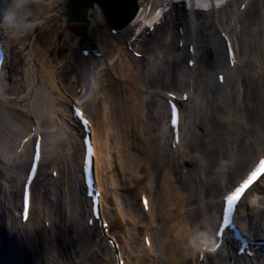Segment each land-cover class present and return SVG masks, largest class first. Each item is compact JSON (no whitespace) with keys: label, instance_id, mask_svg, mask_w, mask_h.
<instances>
[{"label":"bare ground","instance_id":"obj_1","mask_svg":"<svg viewBox=\"0 0 264 264\" xmlns=\"http://www.w3.org/2000/svg\"><path fill=\"white\" fill-rule=\"evenodd\" d=\"M55 1L51 0V4L53 5ZM60 1L66 10L63 16L59 15L58 11L60 25H62L70 18L73 19L77 9L75 5H68L64 0ZM150 1H137L140 9L136 18L122 27V32L128 31L127 35L119 34L116 39H113L108 34L109 37L106 38V33L103 31L102 35L108 40L107 44L99 37L94 38L93 41L102 55L110 60V71L103 69V58L98 59L92 56L85 58L79 55L82 62L80 66H72L73 63L65 64L61 70L62 73L56 74L52 62L58 57V50L43 46L36 35L42 28L49 27L50 21L51 23L58 21L57 16L46 21L47 23L44 17H36L38 20L32 22V27L28 29L7 28L10 36L5 44L6 61L0 72V96L11 100L12 105L5 104L3 101L0 103V140L5 139L3 143L0 141V168L3 169L0 171V179L3 176L10 182L8 188L12 197L11 202L7 201L11 206L13 221H10L9 225L14 228H8L6 225L7 221L2 212L4 202L1 201V198L3 201H6V198L1 197L0 187V248L1 260L4 263L115 264L112 250L97 232H94L92 237H86L84 226L87 223L88 201L84 198L80 169V157L84 149L82 137L77 135L76 126L71 121L72 112L67 106L69 102L80 101L93 121L91 134L96 148L94 178L103 191L100 195V210L103 207L105 187L108 184L103 177L104 170L108 167L101 164L99 156L98 140L102 138V125L106 122L111 123L110 131L106 130L107 143H103V146L108 152L105 157L106 162L111 163V156L112 161L113 159L115 161L110 171L112 176H118L119 185L123 184L127 189L131 181H134V185L138 184L140 180L136 178V172L144 169L142 175L144 182H142L144 183L143 191L148 196V211L154 215L153 220L158 217L156 209L166 214L167 217L162 219L161 224L165 229L166 223H170L168 228L172 234V238H168V235L166 239H163L161 234L163 232L149 233L151 253L158 252L155 258L156 264H179L177 256L182 245L186 246V261L194 256L195 260L197 249L201 244L206 242L209 244L212 239V242L214 241V227L218 221L221 196L237 183L256 157L264 154V26L260 24L261 20H264V0H249L248 6L239 15H236L235 11L239 7L240 0H234L238 2L235 8L234 1L223 12L221 8H217L219 15L217 20L211 17L215 14L210 9L205 13L191 8L192 17L185 26V44L181 50L176 47V26L185 18L183 10L176 8L172 0ZM157 3L160 5L165 3L171 7L170 11L164 14L161 25L154 28L153 33L145 35L141 42L133 43L137 45V51L147 56V61L142 64V61H137V58L130 55L126 44L131 43L135 36L140 37L143 26L138 22V18L140 15L147 17V5L155 9ZM10 5V2L0 0V8H9ZM53 7L54 5L47 9L49 16L57 12ZM95 8L96 23L100 25L98 17L100 16L102 21V11L99 5H95ZM86 12L88 17L90 12L87 8ZM20 15L25 17L23 9L20 10ZM254 18H257V24ZM79 21L80 19H75L73 22L79 24ZM192 21H194L193 24ZM236 23H239L237 31ZM144 29L147 30V28ZM213 29V34L207 37L205 31ZM223 31H226L230 37L237 59H240L242 54L244 59H247V64L251 66L257 61L259 68L262 69L257 79L251 78L255 75L254 73H248L247 76L240 78L233 71L227 74L225 80L229 90L227 116L219 111L218 91L215 84L212 85L210 82L211 74L214 76L217 69L226 68L227 51L223 40L219 37V32ZM67 41L71 43L68 45L70 51L76 50L79 54L81 47H79L78 39L67 37ZM190 41L196 45L194 54L196 66L193 71L189 70L185 61L188 54L186 45ZM210 45L215 49V55L204 51L205 46L207 49ZM178 52L180 54L176 55ZM86 64H92V67L87 66L94 75L91 80L84 76L83 68ZM186 75L194 80L193 87L189 85L188 80H185ZM62 80L67 81L65 85L61 83ZM77 81L82 84L81 96H76L74 92ZM142 82L147 84L146 88L149 89L146 95L141 92V88H145L140 85ZM232 82L234 87H238L239 84L242 89L240 94L234 93L235 97L240 96L235 108L232 105L234 96L230 87ZM185 86L191 90L193 97L190 102L182 104L181 145L177 155H174L168 145L171 136L165 121L168 111L166 103L159 98L158 90L168 87L179 92ZM134 89H137V95ZM103 100L106 102L107 109L105 119L101 120L100 102ZM62 105L64 107H61ZM144 120H146L145 123ZM185 122L191 125L189 137L186 136ZM43 125H49L52 128L53 145L49 152L45 148L49 135L44 133ZM33 126L36 133L41 134V160L37 176L32 183L28 220L21 224L15 215L18 208L16 198L19 196L18 189L21 187L31 150L28 146L21 151L17 150L19 140L29 135V130ZM139 126H143V131L148 134L158 127V134L143 140L141 135L137 134ZM115 136L117 144L112 146L110 141ZM186 146L187 153L184 150ZM72 147L74 152L69 154V149ZM117 151L120 152L115 156L114 152ZM183 160L190 164L187 175H183L179 169L180 165L185 164ZM165 164L175 165L174 171L177 172L176 176L178 175L180 185L175 187L172 180L168 179L169 172H164L158 197L155 195L157 183ZM42 167L46 170H42ZM52 170H57V178L52 176L45 178L44 175L51 173ZM199 170L204 171V180L198 176ZM147 171L151 172L150 176H152L151 186L155 191L152 194L145 186L146 179H149ZM2 173L6 174L2 175ZM194 174H197L196 184L191 177ZM106 177L108 179V176ZM263 180L264 177L258 180V183L249 191L254 190ZM112 185H114L113 190L115 189L113 191L114 210L121 214L123 222L129 221V213L123 209V201L127 199L122 198V200L119 196L117 197L115 195L117 184ZM35 187L38 191H35ZM35 192L41 198V209L35 208L36 203L39 204L35 202ZM186 192L188 193L185 194ZM137 193L139 197L141 192ZM201 197L204 201L199 204L198 199ZM245 197L240 201L242 202ZM241 202L238 204L239 207ZM195 203L197 205H194ZM258 203L263 205L261 207L251 205L250 211H246L241 216L238 215L239 207L235 211V218L242 230L247 235H252L253 240L257 237L264 238V198H261ZM139 207L142 211L140 202ZM102 216L109 221V227L112 228L116 220L115 216L104 215V212ZM181 216L183 219L185 216L188 217L191 225L194 221L196 222L192 225L194 230L184 229L182 225H178ZM39 218L41 223L38 221ZM45 220L49 221L48 228L43 225ZM175 224L178 228L174 230L171 227ZM39 230L41 235L46 233L47 237H38ZM73 230L77 238L74 241L69 238V232ZM196 232L200 235L199 240L188 241V236L194 240ZM196 239L198 236L195 237ZM142 240L143 236L140 241L144 250L145 245ZM6 247H9L7 252ZM119 248L122 253L120 245ZM99 251L101 258L96 256ZM91 254L95 256L94 259L91 258ZM231 254H233L232 249L225 244L214 255V258L219 259L218 263H211L212 258L207 257V260L201 264H229L228 258ZM149 256L150 253L144 250L142 257L134 258L135 264H147L144 261ZM122 258L125 264H129V259L124 253ZM255 258L257 264H264V258L261 262L258 255ZM235 264L251 263L241 260Z\"/></svg>","mask_w":264,"mask_h":264},{"label":"rangeland","instance_id":"obj_2","mask_svg":"<svg viewBox=\"0 0 264 264\" xmlns=\"http://www.w3.org/2000/svg\"><path fill=\"white\" fill-rule=\"evenodd\" d=\"M51 0H26L25 3H24V7L22 8L23 9V12L26 14L24 19H25V22L28 23V24H31L32 22L38 20V18H41V17H44L45 18V22L46 21H50L53 17L57 16L58 18V21L56 22H52L51 21L49 22L50 26L47 28H42L41 30L38 31V34L36 35V37L39 39V41L41 42V44L43 46H45L46 48H51L52 49H56L58 50L57 52V55L58 57L54 59V61L52 62V65L55 66L54 67V71L56 72V74L60 75L62 72L61 70H63L62 68L65 66V64H70V63H73L72 66H80V64L82 63L81 62V59L79 57V55L76 53V50L74 52H71L70 51V48H68V45H70L71 43L69 41H67V37H74L76 40L78 39V43H79V46H83L84 43H87V36L88 35H94L95 38L99 37L101 40H104V42H108L107 39L104 38V36L102 35V32L105 31L106 33V38H108L109 35H107V30H106V26L103 25V22L101 21L100 19V16L98 17V21H99V24L100 25H97L96 23V19H97V16L94 12L95 8L93 9H90L89 12H90V15L88 16V19H89V24H87L86 22H80L79 24L77 23H74L72 21H66L64 24L60 25V20H59V15H64L65 14V9L63 8V5L61 4H58V5H54V11H57L54 13V15H48L49 12H47L48 10V7L49 6H52ZM10 3L12 4V0L10 1ZM8 7H6V9H4L3 11L7 10ZM58 11H59V15H58ZM38 17V18H36ZM255 19V18H254ZM47 23V22H46ZM45 23V24H46ZM255 24H257V18L255 19ZM46 26V25H45ZM238 29V28H237ZM213 30L211 31H205L206 34H210L212 33ZM205 51V49H204ZM147 56L145 55L144 57L138 59L137 61H142L141 63H145L147 60ZM240 66L236 69L237 72H236V75H238L240 77L242 76H247L248 73H254L255 75L251 76V78H256L257 79V75L261 74L262 73V69L259 68V63H257V61L253 64H251V66L249 64H247V60L246 58L244 59V56L242 54H240ZM61 61V62H60ZM86 66V67H85ZM84 66L83 69H85L84 71V76L85 78L87 77L86 74H88V68L87 66L89 67H92V64L88 65L86 64ZM91 69V68H90ZM251 71V72H250ZM257 74H256V73ZM90 75V78L89 80H91L94 75H93V72L91 71L89 73ZM256 76V77H255ZM185 80H188L189 82V85H191L193 87L194 85V80L192 78H190L189 76H185L184 77ZM212 75H210V82L212 80ZM67 81H63L62 80V84L65 85ZM186 82V83H188ZM142 85H147L145 83H141ZM212 84V82H211ZM233 84V82L231 83V85ZM133 85V84H132ZM239 85V84H238ZM68 88V86H67ZM163 88H166V87H163ZM135 90V94H136V91L137 89H134ZM231 90H232V94L234 95L235 92H238V94L241 93V88L238 86V87H234V85L231 86ZM69 91V90H68ZM137 95V94H136ZM239 96L238 97H235V95L233 96V102H232V105L233 107L235 108L236 106V103L237 101H239ZM4 102L5 104H9L10 106L12 105L11 103V100L9 101L8 99H3L1 96H0V103L1 102ZM61 107H64V105H62ZM215 107V106H213ZM102 119V118H101ZM103 120V119H102ZM146 120H144L143 122L145 123ZM110 122L108 123H105V125H102L101 128L103 129H107L110 131L111 127H110ZM186 124V136L189 137V132H191V125H189L188 123H185ZM105 126V127H104ZM143 126H139V133L137 132V134L141 135V138L144 140L146 139V137H151V136H156L158 134V127L155 128L154 131H150V133H145L142 129ZM43 129H44V133L48 136L49 138V141H47L45 143V148H46V151L49 152L52 148V138H51V134H52V128L49 127V125L45 126L43 125ZM105 129V130H106ZM186 137V138H187ZM3 142H5V139H2L0 140ZM103 142L106 143V140L105 138H100L99 139V143H100V146L101 144H103ZM112 142V146H115L117 144L116 142V136L114 138L111 139ZM0 145H1V142H0ZM107 148L103 147L101 148L100 147V157H101V162H102V165L104 167H108L105 169V178H104V181H108V184L106 185L107 187H105V199H104V203H103V211L107 214V215H114L116 219L115 220V223L114 225L112 226V232L117 236V239L119 240V243H121V248H122V251L123 253H125V256L128 257L129 259V264H135V259L136 257H142L143 256V246L141 245V233L147 231L148 233H151V231L153 232H163L161 233L162 234V238L163 239H166V237L168 236V238H172L171 236V233H170V228L169 227V224L166 223V228H164V226H162V219L166 218L167 215L166 214H163L161 212V210L159 209H156L157 210V215L158 217L155 218V220L153 221L152 219H150L148 221V218L146 216L145 213H143L139 207V202H138V197H137V192L139 191H142L143 190V182H144V177L142 176L143 175V170L144 169H141V171H137L136 173V178L138 180H140V182H138V184L134 185L135 183H133L134 181H131L129 182V186L128 188L126 189L124 187V185H119V180H118V176L116 175V177L112 176L111 175V171H110V168L112 167L113 164H115V161L113 159L112 161V156H111V163L108 164L105 160V157L107 155V151H106ZM117 149V148H116ZM70 153L69 154H72L74 152V149L73 147L69 149ZM188 151V148L186 147V150L185 152L187 153ZM120 152V151H117V152H114L115 156L118 155L117 153ZM195 153V152H193ZM118 157V156H117ZM3 161L5 162V159H3ZM1 166V164H0ZM52 166V165H51ZM50 166V167H51ZM65 168H67V166H65ZM174 169H176L175 165H170V164H165L164 166V171L161 172L160 174V178H159V182L157 183V186L158 188L156 189V194L155 195H158L159 197V194H160V184L162 182V178L164 176V172L168 171L169 173L167 174L169 177L168 179H171L173 184H175V187L180 185L179 183V179H177V172L175 173ZM3 170L2 168H0V171ZM42 170H46L45 167H42ZM6 173H2V175H5ZM109 174V175H108ZM45 178H48L50 177V174L47 173L44 175ZM108 176V179L107 177ZM120 177V176H119ZM8 179V178H7ZM226 180V179H225ZM224 180V181H225ZM143 181V182H142ZM223 181V182H224ZM10 182H8V180H6L5 177L2 176V178L0 179V187H1V192H2V195L1 197H5L4 199L6 201H3V198H1V201L4 202L3 203V215L5 216V219H6V225L9 227H11L9 225V222L10 221H13L12 220V215H11V211H10V203L8 204V201L9 200L11 202V192H10V189L8 188V185H9ZM112 184H117V186L115 187L117 191H115V195H117V197L119 196L120 199H127L125 201H123V205H124V208L128 213H129V218L130 220H125L124 222L121 221V216L118 217V214L116 213L115 210H113V203H114V200H113V186ZM121 186H123L121 188ZM152 188V187H151ZM35 191H38V188L35 187ZM152 191H153V188H152ZM155 192V191H153ZM188 192H186L185 194H187ZM197 197V196H196ZM35 202H38L39 204L36 203L35 205V208L36 209H41V203H40V200L41 198H39L37 196V193L35 192ZM261 198H264V181L260 184H258V186L256 188H254V190L252 192L249 193L248 197L245 198V200L241 203V207L240 209L238 210L239 211V215H242L243 213H246V211H249V208L251 207V205L257 207L260 205V207L263 205L262 203H258ZM122 199V200H123ZM196 199V198H195ZM194 199V200H195ZM17 198H16V202H17ZM198 203V202H197ZM197 203H195L194 205H197ZM201 204V203H200ZM188 207V206H187ZM157 208V207H156ZM171 209H169L170 211ZM36 210L34 209V212ZM168 211V210H167ZM173 212V211H172ZM176 212V210H175ZM16 215V213H15ZM16 219H17V216H16ZM40 219L39 218V222H40ZM33 222V220H32ZM180 222V223H179ZM41 223V222H40ZM193 223V222H192ZM194 223H196L194 221ZM193 223V224H194ZM182 225V227L185 229H188V230H194V227L191 225V221H189V218L185 216V218L183 219V217L181 216V220L178 221V225ZM162 226V227H161ZM11 228H14V227H11ZM38 232V237H43L41 235V232L40 230L37 231ZM195 237L198 236V239L195 240V237H194V240L191 238H189V236L187 237V240L188 241H198L199 240V234H196L194 235ZM69 238L72 239L73 241L77 238H76V233L75 231H70L69 232ZM184 247H186L185 245H182ZM186 249V248H185ZM191 251V250H189ZM150 253V256L148 259H145V263L147 264H156V256H157V251ZM91 258L94 259V255L91 254ZM190 260V263L189 264H193L194 260L192 258L189 259ZM219 261V260H218ZM28 262H30V260H28ZM31 264V262L29 263ZM34 264V263H33Z\"/></svg>","mask_w":264,"mask_h":264},{"label":"clouds","instance_id":"obj_3","mask_svg":"<svg viewBox=\"0 0 264 264\" xmlns=\"http://www.w3.org/2000/svg\"><path fill=\"white\" fill-rule=\"evenodd\" d=\"M25 0H12L10 7L3 13H0V27L19 29L21 27L28 29L31 24L25 22L20 15V10L24 7Z\"/></svg>","mask_w":264,"mask_h":264},{"label":"water","instance_id":"obj_4","mask_svg":"<svg viewBox=\"0 0 264 264\" xmlns=\"http://www.w3.org/2000/svg\"><path fill=\"white\" fill-rule=\"evenodd\" d=\"M102 2V5L105 6V9L107 10L110 8L111 12L110 14L112 15L115 10H112L114 7L120 6L123 10L124 13H127L129 17H132L133 14L135 13L137 7H136V2L135 0H99ZM86 0H81V3H85ZM90 5L92 3L88 1ZM114 22V21H113ZM116 24V22H115Z\"/></svg>","mask_w":264,"mask_h":264},{"label":"snow or ice","instance_id":"obj_5","mask_svg":"<svg viewBox=\"0 0 264 264\" xmlns=\"http://www.w3.org/2000/svg\"><path fill=\"white\" fill-rule=\"evenodd\" d=\"M253 175H255V174L253 173ZM248 183H249V181H245L243 187H247V184ZM241 191H242V188L241 187H238V188L235 189V192L232 195H229L227 197L228 202H229L230 205L232 204V202H234L236 200L237 196H239V194L241 193Z\"/></svg>","mask_w":264,"mask_h":264}]
</instances>
